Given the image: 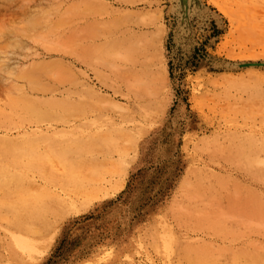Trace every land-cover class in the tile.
<instances>
[{"label":"rangeland","instance_id":"obj_1","mask_svg":"<svg viewBox=\"0 0 264 264\" xmlns=\"http://www.w3.org/2000/svg\"><path fill=\"white\" fill-rule=\"evenodd\" d=\"M215 1L231 16L209 0H0V264H191L185 239L230 264L264 246L246 235L261 209L207 189L213 172L253 186L232 163L264 145V0ZM15 86L57 109L26 114ZM72 179L73 208L43 211Z\"/></svg>","mask_w":264,"mask_h":264},{"label":"bare ground","instance_id":"obj_2","mask_svg":"<svg viewBox=\"0 0 264 264\" xmlns=\"http://www.w3.org/2000/svg\"><path fill=\"white\" fill-rule=\"evenodd\" d=\"M209 3L214 7H216L218 11L222 13L224 16H231V14L215 0H209ZM18 75L19 78L28 79L29 82L28 89L30 92H34L33 95L35 94L37 95V92H42V90H44V87L42 85L37 84L36 78L33 79V77H31V73L21 72ZM16 88L17 89L15 90H17V92L19 93L18 104L21 105L23 111L26 114H30L32 113V111L38 109L39 113L36 117L40 118V120H44L45 117L47 116L46 113L47 108L52 107L54 109H57V107L52 106L54 104L52 103L41 104L40 102H38V99L27 96L26 94L22 93L18 87ZM27 117L29 118V115H27ZM38 118H36L35 120H39ZM60 119L61 116L56 114L55 119L52 120H60ZM231 141H233V137L231 138ZM236 142H241L251 147L256 146L255 139L251 137L242 138L241 140L236 139ZM232 164L236 166L239 172H241L242 177H248L252 180L253 186L247 187L243 182L234 180L230 177H228L229 180L226 181L222 179L221 174L210 172L212 176L221 179L220 181L223 182H218L217 185L209 186L207 189L211 193H220L222 190L225 189V192H228L230 196V204L233 203L234 205L239 204L241 206H245L247 210H251L252 208L258 206L261 209V215L259 217V220L257 223L248 225L249 231L246 232V235L249 234V232H253L255 234H262L264 237V145H261L257 150H252L251 152H249V155H246L244 159L240 161H234ZM224 181L226 183H224ZM225 184L227 185L224 188ZM216 186L218 187V189H216ZM63 188L69 191V193H64V195L67 196L66 199L65 198L59 200L57 199L56 202L50 204L48 208L45 206V208H43V211L49 210L50 212L52 211L58 214H62L66 211L71 210L73 208L72 198L74 199L77 198L78 195H80V193L82 192L84 187L83 184L77 183L76 179H72L71 186L63 187ZM239 190L246 191L248 195L251 197V199L247 202H242V201L236 202L235 197H236V193ZM183 243L188 244L191 248V250L189 251L186 249V246H184V248L182 249L184 258H186V260L188 259V261H191L190 262L191 264H216V259H214L213 256H207L205 254L201 255L200 253L201 250L211 251L208 245L204 247L200 244L192 243L186 239L183 240ZM24 244L25 243H23V245ZM195 245L200 246L202 249L197 248V246ZM29 249L27 250L30 252ZM228 258L230 264H264V246L256 243L255 245H251V247H247V248L244 247H242L241 249L231 248L230 251H228Z\"/></svg>","mask_w":264,"mask_h":264}]
</instances>
